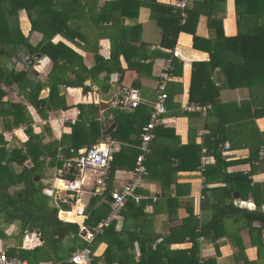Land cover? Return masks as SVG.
Listing matches in <instances>:
<instances>
[{
    "label": "crops",
    "instance_id": "obj_1",
    "mask_svg": "<svg viewBox=\"0 0 264 264\" xmlns=\"http://www.w3.org/2000/svg\"><path fill=\"white\" fill-rule=\"evenodd\" d=\"M177 1L40 0L45 12L39 7L20 9L19 29L29 42L36 45L43 38H49L50 44L56 46L49 47L56 62L37 53L40 59L30 68V82L61 79L78 82L80 86L55 88L61 102L55 108L45 109V113H39L27 98L26 94L32 92L30 87H18L16 82L1 85L5 92L1 100L27 107L23 113L33 119L31 128L34 134L40 135L41 141L37 142L40 151L45 145L50 149L55 147L52 141L63 151L72 149L75 142L94 139L98 129L96 123L86 124L83 132L72 133V126L78 120L79 104L97 107L96 121L100 123L102 137L98 143L112 140L115 147L113 161L117 169L111 181L108 182L107 175L100 171L87 170L81 177L84 190L76 213L53 197L46 195L45 199L49 206L67 207L59 213L64 221L70 215L85 216L82 225L88 218V213H84L88 207L89 212L95 210L93 225L85 226L88 236L110 214L111 193L133 178L138 150V139L133 137L137 130L131 123H126L123 129V135L130 140L119 139L116 135L110 137L117 122L109 111L114 109L112 102L120 91L110 102L102 101L100 94L109 92L113 85L136 87L142 102L135 124L141 118L149 121L152 104L158 95L160 72L170 61L166 112L155 128V138L145 160L146 173L132 202L128 203L129 208L92 243L93 256L99 264H106V258L114 260L112 264H135L142 255L149 258L148 264H184L183 252L195 243L198 256L211 259L214 264H263L264 230L259 251L252 245L247 230L234 238L225 235L216 238L210 231L203 236L197 234L199 225L210 220L212 211L229 193L235 206L249 210L256 209L254 197L257 196L263 210L264 32L255 42L242 43L241 37L247 36L252 29L250 17L244 12L257 10L264 0H191L187 9L194 12L171 49L167 46L169 37L179 27ZM236 8L241 15H237ZM233 54L245 59L238 61L239 67L229 66L227 75L221 56ZM28 55L36 54L21 52L22 61L13 59L14 65L9 66L18 71L28 68L23 60ZM65 58L68 59L66 63L62 62ZM96 64L97 70L91 74L89 70ZM21 85L28 86L24 80ZM49 90L48 86L44 87L38 97L46 98ZM193 103L208 108L204 112L188 110L187 106ZM85 111L94 113L91 107ZM254 115H257L255 119ZM112 124H115L113 130L103 136ZM26 128L25 123L15 125L12 115L5 112L0 115L6 157L12 148H20L27 142ZM258 141L263 143L256 157L250 160L249 148ZM59 161L61 158L44 157L42 179L36 176L41 186L48 184L46 189L54 182L66 181H59L58 177L66 174L68 162L60 164ZM2 164L7 165L13 175L21 170L15 161L3 159ZM25 164L31 166V159ZM21 185L8 190L12 192ZM241 195L247 196L246 200ZM83 197L85 202L82 203ZM238 202L245 206H239ZM0 223V251L20 247L31 250L42 244L39 230L27 228L21 238L17 224L4 225L2 220ZM74 224L79 233L71 231L61 245L68 238L80 244L70 245L68 255H62L59 246L49 254L44 253L43 260L47 262L23 260L32 264H72L69 262L71 252L75 247L86 245V236L80 235L81 226ZM228 227L234 229L231 223ZM255 243L258 244V240ZM239 244L244 246L243 250H239ZM157 245L162 246L154 250Z\"/></svg>",
    "mask_w": 264,
    "mask_h": 264
},
{
    "label": "trees",
    "instance_id": "obj_2",
    "mask_svg": "<svg viewBox=\"0 0 264 264\" xmlns=\"http://www.w3.org/2000/svg\"><path fill=\"white\" fill-rule=\"evenodd\" d=\"M35 7H39L43 12L46 11L44 3H41L40 0H0V115L4 112L6 114L12 115L15 125H19L21 123L27 124L26 131L29 136V139L23 144V146H21L20 148H12L9 156L6 157L8 152L4 148L5 141L2 134H0V220H2V223L4 225L17 224L19 227L18 234L21 238L27 233V228L30 226L33 229L39 230L40 237H42L43 240L42 244L37 248L31 250H25L21 247L18 249L12 248L6 251L7 254L17 255L19 258L28 259L31 262H47L48 260H43L44 253L49 254L51 251L58 249L59 246L61 247L62 240L71 231L74 230L76 233H79L80 230L76 224L66 222L59 217L60 210H66L67 207H52L48 205V202L45 200L47 199V196L44 192L46 187H48V184H43V186L37 187L34 178L38 174L40 175V179H42L41 173L45 166L44 157L47 156L52 160L61 158V161H59L60 164H63L65 162L71 164V166L66 170V174L58 177V180H73L75 178V172L73 168L77 158L80 156L81 151L88 149L95 143L97 144L99 139H101L102 137L100 136V123L96 121L97 107L79 104L78 107L80 108V113L78 116V120L72 126V133H75L77 131L83 132L86 124L90 123L94 125V123H96V126H98V129L96 131L97 136L90 142H75V144H72V149L66 148L63 149V151H61L62 148H57L55 141H52L51 144L55 147H52V149H50V146L45 145L44 148L42 147L43 151H40L37 143L38 141H41L40 135L34 134L31 128L33 119L31 116L25 117L23 113V110H26L27 107L22 103H6L1 100L2 96L5 93L2 90L1 85L16 82L18 87L24 89L26 87H30V90L32 92L26 94L27 98L39 113H45V109L50 110L53 107L55 108L56 106H59L61 102L62 98L55 94V88L57 89V87H59L60 85H64L66 87L80 86L78 82L65 81L61 79L55 80V82L48 80L45 83L35 82L33 84L28 79L30 69L23 68L22 70L18 71L14 68V66H9L14 65L13 59L22 61V59L19 57V54L25 51L30 54L40 53L42 55H47L53 62L57 61L49 50L50 46L53 48H56V46H52L50 44L49 38H43L36 45H32L29 42V39L25 37L19 29L17 19L18 11L20 9ZM192 11H189L187 9V18L183 24H180L177 14L179 27L175 28L174 32H172L171 36L169 37L170 41L167 43V46H169V48H174L177 35L180 31H183V27L188 21L189 15H192L194 12ZM236 13L237 15H241V12H239L240 14L238 13L237 8ZM246 13L247 12H244V15H248L250 17L252 29L247 36L241 37V42H255L259 40V38H261L260 34L264 32V4L261 5L260 8L258 7L257 10L250 9L248 10V13ZM221 59L224 63L222 65L224 67V71H226L227 75H229V66L239 67L238 61L244 60L245 58L243 59L242 57H239L238 55L234 56L233 54V56L223 55L221 56ZM64 61H68V59L65 58L62 62ZM97 64L96 67H93L89 70L91 74L95 70H97ZM119 71L120 73L123 72L122 69H119ZM23 80L28 86L23 87V85H21V82ZM47 86L50 89L48 96L46 98H39V92ZM134 86H137V83H134ZM83 89L85 90V87H83ZM89 107L94 110V113L91 114L85 111ZM138 107L131 113L123 112L115 108L109 111L113 114V119L117 122V126L113 130L112 134H110L111 138L112 135H116L119 137V139L126 141L130 140L129 137L123 135V129L126 123H131L132 128L135 129V131L137 130V135L135 134L133 135V137H135L139 141V135L143 130V127L147 124L148 120L144 122L143 118H141L140 122L138 124H135V122L138 120V118L136 117V113L139 110ZM63 108L67 109V106L64 105ZM42 116L45 115L42 114ZM255 117H257V115H254L253 119H255ZM10 127L11 126H9L8 128ZM138 141L137 144L139 143ZM262 143L263 142L260 141H258L256 145L252 143L254 146H250L249 148L251 149V153L249 155L250 160L256 157L255 155ZM84 147L87 148L84 149ZM138 153L139 150H137L136 154L138 155ZM262 153L263 152H261V155ZM41 157H43V159H41ZM29 158L32 161L31 166L25 164L26 160ZM3 159H6V161L8 162L15 161L21 166V170L17 174L13 175L11 169H9L7 165L2 164ZM113 160L114 156L106 172L108 182L111 181L110 179L113 177L114 172L117 169V166L115 165ZM21 184L23 185L22 188L15 189L12 192L8 190L12 186H18ZM246 197L247 196L241 195V198L243 200H246ZM93 199H91V201H93ZM130 202H132L131 198L127 201L125 209L129 208L128 203ZM254 203L256 205V209L254 210L240 208L238 206H235L234 199L229 193L224 202H221L219 206H217V208L212 211L210 220L205 224L199 225L200 231L197 235L203 236L207 234V231H210L216 238L220 235L234 238L235 236H238L241 231L247 230L249 232L252 245L257 246L259 251V249H261L263 245L262 232L264 230V211L261 209L262 204L257 199V196L254 197ZM136 210L138 212L140 211L139 208H136ZM84 213H88V218L83 222V225H93L94 222H92V220L95 215V210L89 212L88 207V209ZM113 222L105 227L101 233L97 234L93 242L98 238L99 235L106 232ZM97 223L98 222H96L95 225ZM230 223L232 224V228L234 229H230V227H228V224ZM259 223H261V225H259ZM192 239H194V237H192ZM256 240H258V244L255 243ZM196 245L197 244L194 243L191 249L183 252L185 254L184 264H214L213 260L208 258H201L198 256L199 249L196 247ZM159 246L162 245H157L154 250H158ZM238 248L239 250H243L244 246L242 244H239ZM154 255H157V251H155ZM92 260L93 264H99L94 256ZM106 261V264H112L114 262V260L110 261L107 258ZM148 262L149 258L145 255H142V257L135 264H148ZM118 264L121 263L118 262ZM251 264H260V262H253Z\"/></svg>",
    "mask_w": 264,
    "mask_h": 264
},
{
    "label": "built area",
    "instance_id": "obj_3",
    "mask_svg": "<svg viewBox=\"0 0 264 264\" xmlns=\"http://www.w3.org/2000/svg\"><path fill=\"white\" fill-rule=\"evenodd\" d=\"M191 0H178L175 4L180 24H183L187 18V8ZM172 70L169 61L165 69L160 72L157 83V98L152 104V110L149 121L143 127L139 135L137 148L139 153L136 159L133 178L123 185L120 189L111 193L110 214L92 229V233L85 237L86 245L75 247L69 262L72 264H93V251L91 244L95 236L103 231L111 222L119 218L130 198H133L135 191L142 182V176L146 173L145 160L150 152V144L155 138V128L161 122V117L166 112V100L168 98L166 89L169 74ZM140 92L133 86H121L117 98L112 102V106L123 112L131 113L141 104ZM208 106L190 104L188 110L204 112ZM115 151L112 140L102 141L92 145L86 150H82L74 165L75 178L73 180L62 181L59 184L54 182L51 188L45 190L49 197L57 199L58 202L72 208L73 212L78 208L80 197L83 192L82 175L87 170L100 171L106 174ZM68 167L71 164L67 165ZM97 193V192H95ZM77 215V214H76ZM0 264H32L19 258L18 256L8 255L5 251H0Z\"/></svg>",
    "mask_w": 264,
    "mask_h": 264
},
{
    "label": "water",
    "instance_id": "obj_4",
    "mask_svg": "<svg viewBox=\"0 0 264 264\" xmlns=\"http://www.w3.org/2000/svg\"><path fill=\"white\" fill-rule=\"evenodd\" d=\"M38 59H40V54H36V55H33V56L32 55H28V56L23 57V60H24V62L26 63V65H27V67L29 69L32 68V66L34 65V62L36 60H38ZM119 91H120V86L113 85L111 87V89L109 90V92L101 93L100 94V98H101L102 101L110 102L112 100V98L116 94H118ZM114 127H115V124H112L107 130H105L103 132V136L108 135L113 130ZM34 181L36 182V186L37 187H41V182L39 181V177L38 176H36L34 178ZM21 187H23V186L22 185L19 186V188H21ZM238 205L242 206V207L245 206V204L243 202H238ZM263 210H264V206H263ZM61 217H63V216H61ZM84 218H85V216H83V215H70V216H67L65 218V221L79 224L81 226V229H82L81 232H80V235L82 237H85L86 234H87V228L82 225V221L84 220ZM259 225H261V223H259ZM28 228L31 229L30 226Z\"/></svg>",
    "mask_w": 264,
    "mask_h": 264
},
{
    "label": "rangeland",
    "instance_id": "obj_5",
    "mask_svg": "<svg viewBox=\"0 0 264 264\" xmlns=\"http://www.w3.org/2000/svg\"><path fill=\"white\" fill-rule=\"evenodd\" d=\"M82 203L85 202V198L83 197V200L81 199ZM81 203V204H82ZM73 243L80 244V242H76L74 240H71L70 238L66 239L64 243L61 245V252L63 253L62 255H68L69 254V249L68 247L72 245ZM63 246V247H62Z\"/></svg>",
    "mask_w": 264,
    "mask_h": 264
}]
</instances>
